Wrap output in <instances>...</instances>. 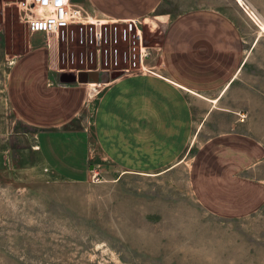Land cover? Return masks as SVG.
<instances>
[{"label":"rangeland","instance_id":"1","mask_svg":"<svg viewBox=\"0 0 264 264\" xmlns=\"http://www.w3.org/2000/svg\"><path fill=\"white\" fill-rule=\"evenodd\" d=\"M21 1L0 0V264H264V197L248 213H221L200 199L191 176L200 148L214 136L206 132L225 130L229 119L196 136L177 167L158 175L93 161L77 174L61 175L44 163L35 151L39 131L17 116L6 96L11 66L38 43ZM198 7L227 14L243 35L245 66L218 107L240 109L246 120L253 116L255 134L264 140V0H164L143 18L149 44L161 47L171 19ZM156 63L159 70V58ZM69 66L76 67L62 65ZM109 80L99 77L101 85ZM94 106L91 97L69 125L85 129L84 139L51 136L73 161L81 156L77 144L91 141ZM253 176L264 191V161Z\"/></svg>","mask_w":264,"mask_h":264},{"label":"crops","instance_id":"2","mask_svg":"<svg viewBox=\"0 0 264 264\" xmlns=\"http://www.w3.org/2000/svg\"><path fill=\"white\" fill-rule=\"evenodd\" d=\"M72 2L82 6L81 0ZM163 2L85 0V5L97 16L143 19ZM33 35L38 43L11 66L6 96L17 116L39 131L35 151L56 173L77 174L93 161L98 166L108 162L124 173L158 175L177 167L193 139L213 125L220 127L225 118V130L206 132L214 136L196 156L191 171L195 189L208 207L221 213L245 214L261 203L264 191L253 173L264 161V140L255 134L253 116L241 120L240 109L218 107L246 63L243 35L227 14L207 7L178 13L163 34L161 77L126 75L103 85L74 79L78 73L62 67L55 38ZM91 97V141L77 144L81 156L73 161L66 146L51 136L84 139L85 129L71 130L69 125ZM215 99L217 104L211 102Z\"/></svg>","mask_w":264,"mask_h":264},{"label":"built area","instance_id":"3","mask_svg":"<svg viewBox=\"0 0 264 264\" xmlns=\"http://www.w3.org/2000/svg\"><path fill=\"white\" fill-rule=\"evenodd\" d=\"M19 7L31 34L53 36L66 45L62 61L76 65L66 67L71 72L102 79L114 74L161 77L156 63L161 50L149 44L142 18L93 15L72 0H23Z\"/></svg>","mask_w":264,"mask_h":264},{"label":"water","instance_id":"4","mask_svg":"<svg viewBox=\"0 0 264 264\" xmlns=\"http://www.w3.org/2000/svg\"><path fill=\"white\" fill-rule=\"evenodd\" d=\"M119 77L120 74H114L111 76V79L113 80ZM74 79H78L81 82H86L88 79L96 80V82H99V75L96 73L80 72L74 75Z\"/></svg>","mask_w":264,"mask_h":264},{"label":"bare ground","instance_id":"5","mask_svg":"<svg viewBox=\"0 0 264 264\" xmlns=\"http://www.w3.org/2000/svg\"><path fill=\"white\" fill-rule=\"evenodd\" d=\"M211 102L214 103V104H217L219 102V99L212 100Z\"/></svg>","mask_w":264,"mask_h":264}]
</instances>
